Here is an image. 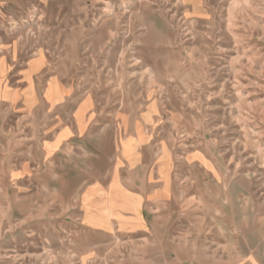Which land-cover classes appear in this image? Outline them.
I'll return each instance as SVG.
<instances>
[{
	"label": "rangeland",
	"instance_id": "1",
	"mask_svg": "<svg viewBox=\"0 0 264 264\" xmlns=\"http://www.w3.org/2000/svg\"><path fill=\"white\" fill-rule=\"evenodd\" d=\"M0 56L66 93L0 102V264L264 259V0H15Z\"/></svg>",
	"mask_w": 264,
	"mask_h": 264
},
{
	"label": "crops",
	"instance_id": "2",
	"mask_svg": "<svg viewBox=\"0 0 264 264\" xmlns=\"http://www.w3.org/2000/svg\"><path fill=\"white\" fill-rule=\"evenodd\" d=\"M15 0H0V7L6 5H11ZM39 58H34L30 61L24 62L23 65L18 63H11L9 57L0 56V102L8 105L12 109H17L20 114H26L28 111L33 109V105L30 102L36 98V104L45 105L47 110L51 108H59L63 103L66 93L63 94V99L60 101L53 102L47 96V88L50 81L46 80L45 84L42 81L39 82V75L46 69V61H39ZM15 65V66H14ZM63 87V86H62ZM65 88L63 87V90ZM79 108V107H78ZM63 127L61 130H63ZM70 129V127H68ZM71 130V129H70ZM60 133V132H59ZM58 133V134H59ZM114 187V190L111 189ZM109 192L112 191L111 198H115L113 204L106 205L100 208L99 211L93 210L91 206V201L86 216V220L83 221L84 224L89 228H101L108 229L113 222L122 224L126 228L143 229L145 225L147 226L149 222L146 221L145 217L137 219L134 217L117 219L116 217L108 216V213H103V209H107L109 213L122 214V215H132L131 211L128 210L127 199L131 198L127 193V189L123 186L113 184L108 188ZM118 202H121L117 204ZM131 205V204H129ZM97 213L94 218L93 213ZM101 212V213H100ZM87 264H100V263H87ZM113 264H123V263H113ZM223 264H264V259H245L238 260L234 262H227Z\"/></svg>",
	"mask_w": 264,
	"mask_h": 264
}]
</instances>
